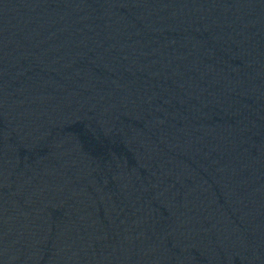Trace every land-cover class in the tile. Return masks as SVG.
Here are the masks:
<instances>
[{
  "label": "water",
  "instance_id": "water-1",
  "mask_svg": "<svg viewBox=\"0 0 264 264\" xmlns=\"http://www.w3.org/2000/svg\"><path fill=\"white\" fill-rule=\"evenodd\" d=\"M0 264H264V0H0Z\"/></svg>",
  "mask_w": 264,
  "mask_h": 264
}]
</instances>
